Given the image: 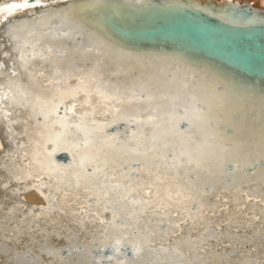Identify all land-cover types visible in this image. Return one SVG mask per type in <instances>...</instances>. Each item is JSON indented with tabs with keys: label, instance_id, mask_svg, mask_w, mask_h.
<instances>
[{
	"label": "bare ground",
	"instance_id": "obj_1",
	"mask_svg": "<svg viewBox=\"0 0 264 264\" xmlns=\"http://www.w3.org/2000/svg\"><path fill=\"white\" fill-rule=\"evenodd\" d=\"M245 3L256 8L249 0H0V264H118L120 260L142 262L149 258L146 252L134 256L131 229H114L105 223L112 217L111 210L103 211L95 198L86 199L91 193L85 187L98 181H86L82 176L79 158L84 150L69 148L67 162L56 157L63 150L53 153L57 145L50 140L65 129L59 124L53 127L52 121L64 116L67 109L69 123H77L81 112L91 111L88 105L80 107L84 94L67 100L49 118L47 128L44 116L36 114L39 108L34 111L31 103L25 105L17 95L19 87L32 93L31 99L37 95L50 98L54 86L49 85L48 78L57 69L61 73L70 71L68 85L75 86V77L87 74L98 59L105 81L129 86L139 78L157 97L169 95V86L174 91L185 75L191 78L193 73L198 95L214 88L227 91L223 107L215 109L219 115L215 132L230 148L226 159L239 161V167L212 159L210 171L200 173L198 191L193 192L195 202L189 205L194 219L189 214L180 216L173 209L172 221L180 226L172 229L167 222L157 228L158 218H153L149 227L157 235L152 245L176 247L179 241L180 251L191 264H264V79L250 77L233 67L223 54L204 51L190 39L153 42L122 32L146 26L150 17L168 15L159 10L167 6L197 8L243 27L262 17L255 12L246 19L229 7ZM64 32L69 35H62ZM97 38L130 53L131 58H118L107 51L103 56L95 51L84 53ZM48 48L66 54L50 57ZM21 52L25 53L24 61L19 58ZM118 69L121 75L112 76ZM33 72L38 84L32 80ZM172 76L176 83L167 85ZM98 99L93 94V105ZM170 102L157 99L151 106L160 104L162 114L168 111L165 106ZM120 107L131 113L133 108L149 107V103ZM102 111V106L97 107L96 115L85 120L90 127L92 119L109 125L93 133L94 140L107 135L126 141L137 130L135 123L125 119L112 122L113 116L101 115ZM140 127L145 133L152 130L150 126ZM188 127L186 120L179 121L180 129ZM82 139L83 133L72 127L59 143ZM174 142L180 144L179 136ZM85 167L91 172L90 165ZM194 167L186 165L185 170ZM163 232L169 234L161 238ZM121 236L127 239L117 251L115 241ZM197 237L203 239L202 245ZM107 245L111 246L108 254L98 251ZM165 255L174 258L169 253L162 254L161 259Z\"/></svg>",
	"mask_w": 264,
	"mask_h": 264
},
{
	"label": "snow or ice",
	"instance_id": "obj_2",
	"mask_svg": "<svg viewBox=\"0 0 264 264\" xmlns=\"http://www.w3.org/2000/svg\"><path fill=\"white\" fill-rule=\"evenodd\" d=\"M62 35L67 36L69 33L64 32ZM47 51L50 57L66 54L54 51L53 48H48ZM83 51L84 53L95 51L98 56H103L107 51L118 58H131L130 53L116 49L100 38H97L93 47ZM36 55L37 53L33 52V56ZM19 58L22 61L26 60L25 53L21 52ZM101 63L102 61L98 59L87 74L76 76L75 86L68 85V80L72 78L70 71L61 73L57 69L53 76L48 78L49 85L54 86L50 98L42 99L37 95L31 99L33 94L19 87L16 89L17 95L25 105L31 103L34 111L37 107L39 108L36 114L44 116L47 128L49 118L57 114L67 100H75L80 93L84 94L85 99L80 107L88 105L91 111L81 112L78 122L73 125L69 123L71 118L65 109L64 116H57V119L52 121L53 127L59 124L65 132L55 134L56 139H51L50 142L57 145L53 153L57 150L68 151L69 148L77 151L84 150L85 154L79 158L82 176L86 181L89 178L98 181V183H92L91 187H85V191L91 193L86 199L95 198L96 204L102 206L103 211L111 210L112 217L105 222L109 227L132 230L134 239L131 245L134 256L145 252L149 256L142 262L120 260L118 264H191V261L186 260L180 251L179 241L176 242V247H165L164 245L154 247L152 241L157 233L149 225L153 223V218H158L157 228L165 222L172 229L179 228L180 225L173 223L171 218L173 209L180 216L189 214V218L194 219L190 216L189 205L195 202L193 192L198 191L199 181L202 179L200 173L210 171L212 159H215L218 164L236 163L239 167V161L226 159L230 148L215 132L216 123L214 122L219 120L215 109L223 107L227 99V91L222 93L214 88L206 95H198L195 87L196 74L193 73L191 78L185 75L174 91L169 86V95L162 94L157 97L152 87L141 82L139 78H134L129 86L105 81L103 73L99 72ZM77 71L82 72L83 70L78 69ZM111 75L119 76L121 70L118 69ZM31 76L33 82L38 84L34 72ZM56 76L60 79H56ZM173 83H176L175 76L166 82L167 85ZM93 94L99 97L95 105L91 100ZM157 99L171 101L165 106L168 109L167 112L160 114L162 107L160 104L155 107L151 106V102ZM145 101L149 103V107L133 108L131 113L120 107L124 104L131 105L133 102L143 103ZM262 104H264V97H262ZM99 106L103 107L101 115L111 114L113 116L112 122L125 119L135 123L138 126L137 130L133 131L126 141H120L117 136L107 135L99 141L94 140L93 133L101 132L109 126L108 123L101 124L95 119L91 120V127L85 123L86 118L96 115ZM181 109L182 114H180ZM142 113L151 114L142 115ZM165 117L168 118L165 119ZM184 120L188 122L189 127L180 129L179 121ZM140 126H150L152 130L145 133L143 127ZM72 127L83 133V139L61 145L59 138L66 135L67 130ZM176 136L180 138L179 145L174 142ZM262 149H264V144H262ZM53 153H48V155L51 156ZM261 159H264V152H262ZM85 165L92 167L91 172ZM133 165L136 166L133 167ZM186 165L195 167L191 171H186ZM181 171L184 173L183 176L179 175ZM193 173H195V178H193ZM79 186L80 177L77 179V187ZM145 216H147L146 220ZM104 231L107 232L108 227ZM168 234V232H163L161 238ZM126 239L127 236L116 239L117 251L120 250L119 245ZM196 239L200 245L204 243L200 237ZM169 253L174 254V258L165 255L161 259L162 254Z\"/></svg>",
	"mask_w": 264,
	"mask_h": 264
},
{
	"label": "water",
	"instance_id": "obj_3",
	"mask_svg": "<svg viewBox=\"0 0 264 264\" xmlns=\"http://www.w3.org/2000/svg\"><path fill=\"white\" fill-rule=\"evenodd\" d=\"M229 7L246 19L251 18L250 14L255 12L262 17L246 26L239 27L223 22L216 16L197 8L167 6L159 10L168 12V15L150 17L146 26L128 31L124 29L122 32L127 37L153 42L172 43L176 39H190L204 51L223 54L225 60L233 67L250 77L264 79V10L255 8L249 3L232 4ZM112 24L119 28L116 22ZM112 128L113 126L110 127ZM56 157L64 162L70 159L66 151L58 152ZM110 248L111 246L107 245L98 251L108 254Z\"/></svg>",
	"mask_w": 264,
	"mask_h": 264
},
{
	"label": "rangeland",
	"instance_id": "obj_4",
	"mask_svg": "<svg viewBox=\"0 0 264 264\" xmlns=\"http://www.w3.org/2000/svg\"><path fill=\"white\" fill-rule=\"evenodd\" d=\"M238 1L247 2V0H238ZM249 1L254 2L257 8L264 9V0H249Z\"/></svg>",
	"mask_w": 264,
	"mask_h": 264
}]
</instances>
